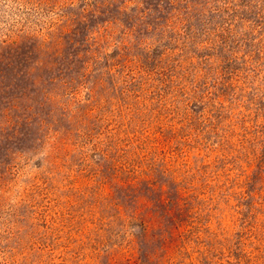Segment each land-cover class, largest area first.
Masks as SVG:
<instances>
[{
  "label": "rangeland",
  "instance_id": "374dc122",
  "mask_svg": "<svg viewBox=\"0 0 264 264\" xmlns=\"http://www.w3.org/2000/svg\"><path fill=\"white\" fill-rule=\"evenodd\" d=\"M0 264H264V0H0Z\"/></svg>",
  "mask_w": 264,
  "mask_h": 264
}]
</instances>
